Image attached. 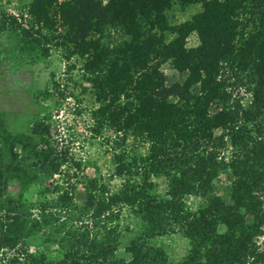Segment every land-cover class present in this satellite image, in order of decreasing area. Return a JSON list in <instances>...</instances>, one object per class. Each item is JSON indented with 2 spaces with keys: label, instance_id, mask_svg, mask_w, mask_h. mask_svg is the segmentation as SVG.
Returning <instances> with one entry per match:
<instances>
[{
  "label": "trees",
  "instance_id": "obj_1",
  "mask_svg": "<svg viewBox=\"0 0 264 264\" xmlns=\"http://www.w3.org/2000/svg\"><path fill=\"white\" fill-rule=\"evenodd\" d=\"M194 5L181 23L166 15ZM1 33L27 55L44 58L54 47L75 58L96 102L91 132L115 136L121 183L74 173L35 215L0 201V264H264V0H29L19 17L0 5ZM168 60L184 76L167 86ZM80 165L44 121L27 135L0 136V188ZM124 209L133 224L121 221ZM37 234L55 258L26 247ZM172 234L187 241L177 261L151 242Z\"/></svg>",
  "mask_w": 264,
  "mask_h": 264
},
{
  "label": "rangeland",
  "instance_id": "obj_2",
  "mask_svg": "<svg viewBox=\"0 0 264 264\" xmlns=\"http://www.w3.org/2000/svg\"><path fill=\"white\" fill-rule=\"evenodd\" d=\"M28 2L0 0V5L8 15L19 17ZM199 9L198 5L185 9L174 6L166 15L170 21L181 23ZM195 44L196 37L192 34L187 39V45ZM16 45L12 37L9 38L6 33L0 34V136L4 132L27 135L32 125L44 121L50 126L52 138L57 139L62 148L70 149L81 165L78 171L64 166L60 176L55 175L52 180L34 182L24 187L10 179L0 188V201L11 198L24 203L35 215L40 202L50 201L57 196L51 191L52 188L62 178H70L74 173L77 177L85 175L98 179L111 188L119 185L121 179L116 176V165L110 149L115 136L108 128H102L97 134L91 132L95 125L90 110L96 107V102L90 93V85L80 77L78 62H75V58L66 60L59 48H51L49 55L41 58L32 52L28 55L20 52ZM71 65L76 67L69 71L68 66ZM161 71L167 86L180 81L184 76L173 69L170 60L161 65ZM247 100V96H244V103ZM128 144H132V141L129 140ZM132 147L136 153H145V145L133 143ZM16 153L22 155L18 148ZM228 178V172L220 174L216 182L219 194L225 192ZM155 182L156 191L165 193L164 181L159 179ZM76 197L79 199V195ZM189 201L193 203V200ZM121 221L133 224L127 209L122 211ZM151 242L161 247L172 261L179 260L187 248L186 239L179 234L156 237ZM25 243L31 251L45 252L50 258L57 256L55 247L45 244L39 234L28 237Z\"/></svg>",
  "mask_w": 264,
  "mask_h": 264
}]
</instances>
